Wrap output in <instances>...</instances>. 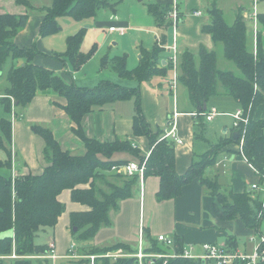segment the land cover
Returning <instances> with one entry per match:
<instances>
[{"label": "trees", "instance_id": "obj_1", "mask_svg": "<svg viewBox=\"0 0 264 264\" xmlns=\"http://www.w3.org/2000/svg\"><path fill=\"white\" fill-rule=\"evenodd\" d=\"M16 3L30 10L36 9L30 0H16ZM116 8V4L107 0H52L49 7L41 8L45 15L40 35L43 38L55 35L60 30L58 20L63 17H70L82 23L96 19L103 9L115 12ZM170 10V5L148 6L149 13L164 33L158 47L148 52L143 50L142 59L135 69H128L127 55L112 59L105 58L102 62L103 68L107 65L112 66L120 78L136 81L139 84L153 76H165L172 69V65L162 66L160 54L168 43L165 31L170 27L167 23ZM208 14L210 23L204 26L203 30L212 36L217 46L223 45L224 57L232 67L228 70L219 68L216 51L201 48L197 55L185 52L180 56L179 82L187 88L192 104L199 108L200 113L208 111H204V105L208 104L211 98L228 96L233 98L246 114L249 113L250 118L249 124L242 126L239 131L241 136L238 140L230 137L212 145L210 150L193 163L184 175L177 172L176 144L169 140L159 141L160 132L153 133L146 121L138 87L127 88L110 81H103L97 87L90 89L68 82L57 72L34 63V59L41 54L36 44L21 48L14 42L19 32L26 28L29 21L28 14L0 15V76L3 77V74L7 73L5 76L7 88L1 98L5 113L19 117L20 111L25 110L39 93L54 92L65 99L66 104L62 109L75 124L73 133L82 141L85 148L83 155H73L63 151L49 128L33 125L32 131L45 141L44 157L48 166L42 175L14 176L13 124L6 118L0 120V235L13 232L12 237L0 239V264H6L7 261L11 264L41 262L40 259L46 256L49 248L37 244V240L42 231L55 228L65 212L66 207L58 198L66 190L71 191V199L74 203L89 207V211L71 214L73 236L79 234L81 240H90L100 229L112 225L111 213L119 209L121 201L134 196L140 179L138 175L127 176L115 173L116 175L111 178L114 181L108 182L105 172L130 162L114 160L113 157L118 153H128L135 157L137 160L135 162L139 163L144 161L145 156L142 157L139 149L129 140L117 139L114 142L101 143L87 138L82 122L87 114L95 110L131 99L135 100L136 111L133 119L134 134L147 137L152 148L146 164L145 178L150 176L160 178L157 201L178 199L182 196L186 185L199 179L207 193L214 197V210L221 221L240 220L248 230L261 232L264 222L262 194L225 191L215 178L206 176L205 171L215 164L221 150L231 144L239 146L245 130L244 154L259 175L260 183L264 185V135L260 137L261 150L257 151L254 145L259 130L264 128V119H255L258 108L264 104L263 35L261 32L258 33L257 48L253 53L247 47L248 26L240 14H237L232 25L226 22L223 12L216 5L212 6ZM258 21L264 30V13L258 14ZM84 37V30L68 37L66 52L53 54L55 59L69 65L71 72L80 71L95 54V49L90 53L82 52ZM5 64L9 65L7 72L5 71L7 69H3ZM204 125V120L198 123L196 139L202 136ZM98 183H106L111 192L99 188ZM86 185H89L88 188ZM74 228L78 231L74 232ZM172 238L175 245L169 247L146 232L145 252L154 255H172L174 252L182 254L185 246L183 240L178 236ZM226 244L230 251H236L239 247L234 235L227 238ZM120 249L127 255L137 252L130 245L121 242L103 248H90L84 255L96 256L93 264H135V258L129 256L105 257L109 252ZM83 261L91 264L89 258ZM152 262L153 264H214L208 260L181 257L154 258ZM231 264L244 263L236 261Z\"/></svg>", "mask_w": 264, "mask_h": 264}, {"label": "crops", "instance_id": "obj_2", "mask_svg": "<svg viewBox=\"0 0 264 264\" xmlns=\"http://www.w3.org/2000/svg\"><path fill=\"white\" fill-rule=\"evenodd\" d=\"M5 1L0 0V7L7 5ZM107 1L117 5L116 11L101 10L96 21H94V25L100 28L110 22L109 29L112 27L126 28L125 32H110L109 35H104L103 40L109 37L107 44H105L106 47L102 48L101 46L98 49L99 52L97 51L78 72H71L69 65L55 59L53 57L55 52L49 51L45 47L46 41L39 33L44 12L43 16H33L31 14L33 11H28L26 7L19 6L20 8L10 11L2 9L0 15H29L26 28L19 32L14 42L21 48L37 45L41 54L34 59L35 64L57 72L68 82L81 88L92 89L103 81H110L127 88L138 87L141 93L143 115L153 133L160 132V137L171 129L170 122L176 118L177 132L183 141L182 145H176V167L178 174L184 175L193 163L210 150L212 145L233 137L234 133L237 132L231 115L241 109L239 104L228 96L211 98L207 104L208 111L212 108L219 110L217 105L224 106V108L222 112L219 111V116L208 122L199 112V108L192 104L189 92L183 84L179 82L175 91L171 88L173 79L171 70L165 76H153L139 84L136 81L120 78L112 66L107 65L103 68L102 62L105 58L112 59L116 56L127 55L128 69L133 70L139 65L143 50L152 51L161 44V37L164 32L158 28L155 18L148 11L150 4L170 5L172 7L174 2L177 3L181 15L177 29L180 56L185 52L197 55L201 48L217 52L218 46L214 43L212 36L203 30L204 26L210 23L208 11L214 5L223 12L229 25L235 22L238 9H241V16L248 26L249 42L255 45L253 23L248 19L253 13L254 0ZM34 7L36 8L35 12L41 11V6L35 5ZM256 8L258 14L264 13V0H258ZM198 12L201 14L198 15ZM165 32L168 43L160 54V61L164 67L170 66L172 55L170 47L174 43L172 29L169 27ZM99 33L97 31L95 35ZM62 50L64 52L56 53L66 52L65 47ZM68 72L72 74L70 75ZM4 74L3 76H6L7 73ZM6 88L7 83L2 89L5 91ZM3 94L4 92H0V120L6 118L12 121V116L5 113L1 104ZM229 98L233 99V104ZM65 104V99L54 92L39 93L25 110L20 111L19 118L13 121V172L16 173L15 176L42 175L48 166L44 157L45 141L32 131L33 125L49 128L63 151H68L73 155L85 153L82 141L73 133L75 124L62 109ZM225 106L229 107L225 108ZM176 113L178 116L174 117ZM135 115V100L133 99L120 101L101 110H95L83 119L85 135L87 138L95 139L101 143L114 142L117 139L129 140L144 157L150 152L151 145L147 137L134 134L133 119ZM255 119H264V104L258 108ZM202 120H204L205 130L202 136L196 139L197 125ZM263 135L264 128L259 130L258 138L254 143L257 151L261 150L260 137ZM113 158L116 161H137L128 153H118ZM5 174L8 173L5 172ZM205 175L211 179L215 178L225 191L248 192L254 195L258 192L260 194V191L252 190V186L256 184L262 187L259 175L253 166L243 158L239 146L235 144H231L218 153L215 164L206 169ZM159 190V177L150 176L144 177L142 181L139 180L134 196L121 201L119 209L111 213L112 225L100 229L96 236L84 242L83 246L75 243L71 228V214L89 211V207L74 203L71 199V191H64L58 199L65 205V212L59 218L56 227L42 231L38 238L39 243L37 241V244L48 246V248L50 243H54L56 259L42 258L39 264H86L83 260H87L88 256L84 254L90 248H103L121 242L130 245L134 250H138L140 235L145 236L146 232L155 239L160 235L178 236L186 246H194L196 251L201 253L200 248L206 243L227 245L226 241L230 236L228 230L232 229L233 225L237 227L236 235L239 234L240 229L248 230L240 220L221 221L218 218L214 210L215 199L207 193L199 179L186 185L183 188L182 196L178 199L158 202L156 196ZM235 221H238L237 224ZM248 231L252 232L251 230ZM72 244L77 246L76 258H73L70 253Z\"/></svg>", "mask_w": 264, "mask_h": 264}, {"label": "built area", "instance_id": "obj_3", "mask_svg": "<svg viewBox=\"0 0 264 264\" xmlns=\"http://www.w3.org/2000/svg\"><path fill=\"white\" fill-rule=\"evenodd\" d=\"M257 3L258 0H254V8L252 15L248 18L253 23V30L255 37H257L259 31V21H258V12H257ZM201 13L198 12V15ZM181 21V15L178 10V5L176 2H174L173 6L171 7V10L169 11L167 15V23L169 24L170 28L173 31V38L174 43L170 47V50L172 51V55L170 57V64L172 65L173 70V79L171 81V88L175 91L177 89L178 83H179V77H180V53L178 50V38H177V29ZM126 28H110V32H118V33H124ZM202 116L205 117V120L208 122L213 121V119L216 116L220 115V112L216 108H212L210 111H206L201 113ZM178 114L176 113L174 117H177ZM234 119V127L239 132L242 128V126H247L249 124V113L246 114L244 110L239 109L236 113L231 115ZM171 129L169 131H166L162 137L159 138V141L169 140L173 142L176 145H182L183 141L180 139L178 132H177V122L176 118L172 119L170 122ZM245 130H243L242 137L240 139L239 148L241 155L245 160H247L243 147H244V137H245ZM241 136V135H240ZM152 148L150 152H148L145 156V159L142 163L139 162H129L126 165H121L118 167H113V171L117 174H124L127 176H134L138 175L139 179L142 181L145 177V169L147 161L151 155ZM252 190H258L262 194V204L264 207V186L259 187L258 185L254 184L252 186ZM257 191V192H258ZM260 234V242L254 246V250L252 254L249 256L247 250H236V251H230L226 245H216V244H210L206 243L201 246V253H198L196 251V248L194 246H184L183 253L177 254L174 252L172 255H154V254H147L145 252L146 245L144 240V235H140L139 243H138V250L133 255H124L120 254L121 252H113L107 255L106 257H133L135 258L136 262L135 264H153L152 260L159 259V258H185V259H202V260H208L213 262L214 264H231L233 262L239 261L244 264H264V235L262 232ZM256 233L252 234L250 237V241L253 243L256 242L255 238ZM159 242H162L166 244L169 247H172L175 245L174 239L172 237L160 235L157 237ZM77 246L76 244H72L70 248L71 256L74 258L76 257ZM48 258L56 259V253H55V245L54 243L49 244V251L46 254ZM95 257L91 256V260L94 261Z\"/></svg>", "mask_w": 264, "mask_h": 264}, {"label": "rangeland", "instance_id": "obj_4", "mask_svg": "<svg viewBox=\"0 0 264 264\" xmlns=\"http://www.w3.org/2000/svg\"><path fill=\"white\" fill-rule=\"evenodd\" d=\"M30 1H31V4H33L34 6L35 5L37 7L41 6V8H44V7L48 6V5H50V3H52V0H30ZM5 2L7 3V5H1L0 11L2 9L5 10V11H10L12 9H15V8L17 9V8L21 7L20 5H18L16 3V0H6ZM9 2H10V5H9ZM27 10L28 11H33V12H31V14H33V16H38V15L43 16V11L41 9H40L41 11L37 10L36 12L34 10H30L28 8H27ZM240 10L241 9H238V14L242 15ZM94 21H96V19L95 20L94 19L90 20L88 22H82V23L77 22V21H75L74 19H72L70 17H63V18L59 19L58 23H59V29L60 30L55 35H51V36H47V37L43 38L46 41L45 47L49 51H53L55 53L63 51L62 49H64V47H65V51H66L68 37L77 34L81 30H84L85 37H84V41H83L84 43L82 44V51L84 53H90L92 50L95 49V54H96L98 49L101 48V46H102V48L106 47L105 44H107V42L109 40V37L104 38V40H103L104 42H99L98 38H99V36L101 34H104V35L108 34L109 35V33H110L109 27H110L111 24L109 22V24H105L104 26H102L100 28H97L94 25ZM104 21H106V20H104ZM81 24H83V25H81ZM94 31H95V33H93ZM97 31L100 32V33L98 35H95V34H97ZM259 31L262 33L263 40H264V33H263L264 30H263V28H261L260 25H259ZM253 32H254V30H253ZM248 34H249V32H248ZM257 37H258V35H257ZM257 37H255V34H254L255 45L250 44V42H249L250 38H247V41H248L247 47L253 53L256 52ZM64 44H65V46H64ZM217 55H218V67L221 68V69H224V70L231 69L232 65L224 57L223 45H221V44L218 45ZM5 65H4L3 69L9 70L7 68L9 65L8 66H7V64H5ZM170 70L173 73V70L172 69H170ZM3 82H6L5 76H3V77L0 76V92H4V90L2 88H3L4 84L6 85V83H3ZM229 100H230V102H232L231 104H233V102H234L233 99L229 98ZM13 105H14V103H13ZM217 106L219 107L218 111L222 112V109L224 108V106L223 107L222 106L220 107L219 105H217ZM228 107L229 106H225V108H228ZM241 110H244V109L241 108ZM18 118L19 117H15V115H12V123H13V121H16V119H18ZM235 130H237V129H235ZM101 157H103V156H101ZM13 171H14V169H13ZM15 174L16 173L13 172L14 176H15ZM105 174H106V180L108 182H113L114 181L113 179H111L112 176L116 175L113 170L106 171ZM89 185H86V188H88ZM263 186L264 185L262 184V187ZM98 187L105 189L107 192H111V190L108 188V185L106 183H104V184H99L98 183ZM255 191H258V190H255ZM237 222L238 221H235L236 224H237ZM236 230H237L236 225H233V228L232 229L230 228L228 231H229L230 235H234L235 236L236 235V233H235ZM261 232L264 235V222L262 224ZM254 233L255 232L252 233V232H250L248 230L240 229L239 234L236 235V237L238 238L239 246H240L239 248L241 250H245L246 249L249 256L252 254V252L254 250V246L257 245L260 242V234L259 233H256V235H255L256 242L253 243L252 241H250V237ZM74 238H75L74 239L75 243L78 244L79 246H83L82 244L84 242L89 241V240H81L80 237H79V234L75 235ZM37 241L39 243V240H37ZM115 252H121L120 254L127 255V253L124 252L122 249H120L118 251H115ZM88 257H90V256H88ZM94 257H96V256H94ZM13 258H15V256H13ZM6 264H9V263L7 262Z\"/></svg>", "mask_w": 264, "mask_h": 264}, {"label": "water", "instance_id": "obj_5", "mask_svg": "<svg viewBox=\"0 0 264 264\" xmlns=\"http://www.w3.org/2000/svg\"><path fill=\"white\" fill-rule=\"evenodd\" d=\"M103 37H104V34H101V36L98 38L99 42L103 41ZM206 110H207V104L204 105V111H206ZM233 138L235 140H238L240 138V133L235 132L233 135ZM77 231H78V229L74 228V232H77ZM12 236H13V232H8V233H4V234L0 235V239L6 238V237H12Z\"/></svg>", "mask_w": 264, "mask_h": 264}, {"label": "bare ground", "instance_id": "obj_6", "mask_svg": "<svg viewBox=\"0 0 264 264\" xmlns=\"http://www.w3.org/2000/svg\"><path fill=\"white\" fill-rule=\"evenodd\" d=\"M237 250H241V249H240V248H237ZM110 253H113V252H109L108 254L105 255V257H106L107 255H109ZM125 257H128V256H125ZM43 258L45 259V258H48V257L45 256V257H43ZM74 258H76V257H74ZM88 258L91 260V256L88 257ZM111 258H114V257H111ZM48 259H51V258H48ZM93 262H94V261L91 260V263H92V264H93Z\"/></svg>", "mask_w": 264, "mask_h": 264}, {"label": "clouds", "instance_id": "obj_7", "mask_svg": "<svg viewBox=\"0 0 264 264\" xmlns=\"http://www.w3.org/2000/svg\"><path fill=\"white\" fill-rule=\"evenodd\" d=\"M238 132V131H237Z\"/></svg>", "mask_w": 264, "mask_h": 264}]
</instances>
